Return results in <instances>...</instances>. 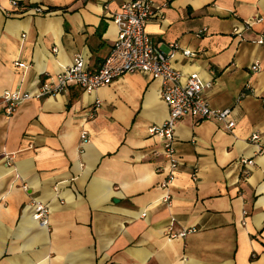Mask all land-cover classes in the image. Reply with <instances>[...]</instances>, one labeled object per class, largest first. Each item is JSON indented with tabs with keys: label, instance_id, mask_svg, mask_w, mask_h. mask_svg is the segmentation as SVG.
Here are the masks:
<instances>
[{
	"label": "crops",
	"instance_id": "0c3cea01",
	"mask_svg": "<svg viewBox=\"0 0 264 264\" xmlns=\"http://www.w3.org/2000/svg\"><path fill=\"white\" fill-rule=\"evenodd\" d=\"M16 1L0 0V264H264V0H151L153 44H175L174 68L209 82L210 106L231 108L235 122L178 121L169 182L149 132L168 116L156 79L127 73L90 93L72 85L10 117L1 101L76 54L97 69L130 0ZM37 5L47 12L29 10ZM35 200L47 225L32 218Z\"/></svg>",
	"mask_w": 264,
	"mask_h": 264
},
{
	"label": "built area",
	"instance_id": "2783aa9c",
	"mask_svg": "<svg viewBox=\"0 0 264 264\" xmlns=\"http://www.w3.org/2000/svg\"><path fill=\"white\" fill-rule=\"evenodd\" d=\"M11 4L14 7L19 6L16 0H11ZM29 10L35 14L47 12V8L40 5L30 7ZM155 16L156 12L151 0H130L122 3L120 10L112 19L117 28V37L97 69H89L84 55L79 53L74 56L70 65L56 75L39 82L34 91H4L1 101L6 117H10L25 100L60 94L72 85L90 93L127 73L146 75L160 82V97L168 107V116L165 121L160 126L151 127L149 132L161 139L163 154L169 162L166 181H171L177 166L172 143L178 121L186 116L198 120H214L223 122L228 130L234 127L235 122L230 117L231 108L214 109L210 106L204 95L211 86L209 82L204 83L196 73L183 76L174 68L172 59L175 55V44L171 45V50L167 53L153 44L145 32V26ZM203 31L205 29H202L200 33ZM183 54L192 55L187 49L183 51ZM15 64L20 63L16 61ZM257 69L256 63L251 66L252 71ZM99 105L100 101L96 100L91 110L92 114ZM84 137L83 133L82 138ZM258 139L257 133H252L250 136V140L255 143ZM258 152L261 150L258 149ZM30 206L32 218L42 225H47L49 212L47 205L35 200ZM194 231V228H188L174 233L168 229L167 238L183 237Z\"/></svg>",
	"mask_w": 264,
	"mask_h": 264
}]
</instances>
